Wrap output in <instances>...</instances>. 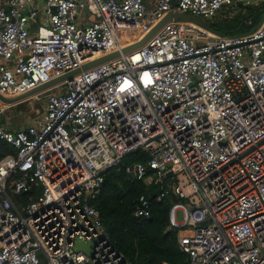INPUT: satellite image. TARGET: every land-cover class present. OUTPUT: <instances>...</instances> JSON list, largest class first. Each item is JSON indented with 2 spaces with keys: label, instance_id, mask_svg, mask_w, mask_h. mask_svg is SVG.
<instances>
[{
  "label": "built area",
  "instance_id": "obj_1",
  "mask_svg": "<svg viewBox=\"0 0 264 264\" xmlns=\"http://www.w3.org/2000/svg\"><path fill=\"white\" fill-rule=\"evenodd\" d=\"M263 2L0 0V93L18 97L121 52L170 12L213 19ZM38 97L42 118L18 131L0 103V141L16 150L0 161V264H130L94 201L105 173L137 152L145 160L125 173L158 201L178 196L169 229L188 264H264V22L231 38L170 22ZM151 214L143 195L135 216Z\"/></svg>",
  "mask_w": 264,
  "mask_h": 264
},
{
  "label": "trees",
  "instance_id": "obj_2",
  "mask_svg": "<svg viewBox=\"0 0 264 264\" xmlns=\"http://www.w3.org/2000/svg\"><path fill=\"white\" fill-rule=\"evenodd\" d=\"M264 17V3L242 6L238 10L226 8L215 18L208 19L211 27L227 36L247 33L255 28ZM23 103L17 107H22ZM16 150L0 141V161ZM145 156L137 152L126 156L117 167L105 173V182L100 196L94 201L101 213L111 243L123 254L130 264H188V256L178 242V229H169L170 210L179 202L171 192L158 201L154 190L142 182L134 181L125 173V166L144 161ZM151 201V217L137 218L135 208L141 196ZM18 198L26 202L28 195Z\"/></svg>",
  "mask_w": 264,
  "mask_h": 264
},
{
  "label": "water",
  "instance_id": "obj_3",
  "mask_svg": "<svg viewBox=\"0 0 264 264\" xmlns=\"http://www.w3.org/2000/svg\"><path fill=\"white\" fill-rule=\"evenodd\" d=\"M170 22H182V23H188V24H192L202 30H205L207 32H210L216 36H219V37H222V38H231V36H227L215 29H213L211 27V25L206 22L204 19L200 18V17H197V16H194V15H191V14H181V13H178V12H170L166 15V17L160 21V23L154 27L152 29V31H150L145 37H143L140 41H138L137 43L129 46V47H126L124 48L121 52L118 51V52H115L111 55H108V56H105L103 58H100V59H97L91 63H87L85 65L82 66V68L80 69H77L75 71H72L60 78H57V79H54L52 80L51 82L49 83H46L44 85H41L39 87H37L36 89H33L23 95H20L18 97H14V98H8V97H5L3 96L1 93H0V103L1 104H4V105H7L9 107H13V106H17V105H20L26 101H28L29 99L31 98H34L50 89H53L54 87L62 84V83H65L67 81H72L74 79V77L80 75L82 72L84 71H87L95 66H98V65H101L103 63H106V62H109L111 60H114L116 58H119L121 57L122 54H128L132 51H135L139 48H142L143 46H145L147 44V42L152 38L154 37L158 32L159 30L165 26L167 23H170ZM264 22V17L262 18L261 22L255 27L253 28L251 31L247 32V33H244V34H240V35H236L235 37H241V36H244V35H247V34H252L254 33L255 31H257L262 23ZM75 249L78 251V252H85L87 254H91V245H86L85 243L83 242H78L75 246Z\"/></svg>",
  "mask_w": 264,
  "mask_h": 264
},
{
  "label": "rangeland",
  "instance_id": "obj_4",
  "mask_svg": "<svg viewBox=\"0 0 264 264\" xmlns=\"http://www.w3.org/2000/svg\"><path fill=\"white\" fill-rule=\"evenodd\" d=\"M264 3V2H263ZM206 22H208L209 20L208 19H204ZM45 99L44 98H32L26 102L23 103V106L20 108L23 112H24V115L23 117H20V119L24 121H29V123L31 121H33L34 119H36L40 113H44L45 111ZM34 112V114H33ZM39 113V114H38ZM7 117V116H5ZM11 117V115H10ZM14 119V118H12ZM16 119H18L16 117ZM19 120V119H18ZM177 220L179 223H183L184 221V212L183 211H178L177 212Z\"/></svg>",
  "mask_w": 264,
  "mask_h": 264
},
{
  "label": "crops",
  "instance_id": "obj_5",
  "mask_svg": "<svg viewBox=\"0 0 264 264\" xmlns=\"http://www.w3.org/2000/svg\"><path fill=\"white\" fill-rule=\"evenodd\" d=\"M0 63H1V60H0ZM17 106H13V107H10L9 109H7L5 111V114L2 117V120H1V122L4 125H6L9 129H11L13 131H18V130H21V129H26V128L34 125L35 123H37V121H39L42 118V116L44 114V113H40V115L36 119H34L33 121H31L30 123H29V121H24L23 122V120L20 119V117H23L24 112L20 109L21 107L18 108ZM33 114H34V112H33ZM10 115H11V117H10ZM5 116H7V117H5ZM16 117L19 120L16 119ZM12 118H14V119H12Z\"/></svg>",
  "mask_w": 264,
  "mask_h": 264
}]
</instances>
